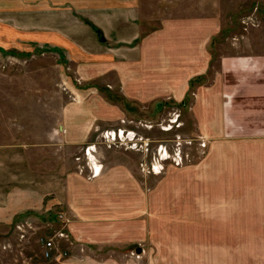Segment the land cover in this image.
<instances>
[{"label":"rangeland","instance_id":"rangeland-1","mask_svg":"<svg viewBox=\"0 0 264 264\" xmlns=\"http://www.w3.org/2000/svg\"><path fill=\"white\" fill-rule=\"evenodd\" d=\"M97 1L0 0V147L21 146L25 150L26 169L20 173V181L26 182L28 187L34 177L29 168L37 169L42 192H47L59 161L67 159H72L69 170L91 180L84 149L94 145V156L103 168L115 164V156L121 155L124 158L122 162L134 169L138 182L149 185L145 187L149 189V197L173 200L200 197L206 204L210 198L220 197L209 189L208 178L204 179L208 175L204 171L201 172V180L195 178L197 171L207 165L203 162L209 155V141L197 130L191 111L178 106L166 109L154 106L150 109L130 102L122 105L124 99L115 93L113 74L109 70L101 76L96 74L105 63L126 62L131 58L127 45L121 50L123 54L116 50L118 47L114 46V41L119 37L110 36L106 27L105 31L98 30V18L105 13L98 15V10L89 11ZM119 1L99 0L98 4L122 7L131 10L130 13L136 8L135 13L142 19L138 21L139 29L126 31L120 38L129 39L139 31L137 42L143 39L152 25L149 21L151 13L158 11L156 2L168 1L169 15L185 12L186 15H201L221 22L222 29L211 45L213 60L221 54L242 50L264 52V0ZM175 1H179L182 7L178 11H172L176 7ZM57 16L59 19L56 21ZM215 66L216 62L213 63ZM93 70H97L96 73ZM141 87L140 83L135 85L137 90ZM143 88V93H148L149 85ZM75 91H93L85 96L86 101L89 99L88 105L98 92L108 102L120 103L121 111L113 114L111 123L94 126L91 136L80 147L64 150L59 127L68 103L77 101ZM175 111L180 113V127L163 131L170 114ZM85 118L84 115L78 120L84 122ZM82 128L70 126L68 135L77 137ZM105 131L116 132L123 138L109 146L103 139ZM201 142H205L206 148L201 147ZM132 144L136 145L133 150L129 149ZM163 149L171 156L180 151L183 163L175 167L167 160L162 163V172L154 175L151 173L153 160H157ZM257 186L259 189L254 190L264 195V183ZM250 193L254 195L256 191ZM59 214L36 206L16 215L9 223L0 221V264H61L69 254V237L59 242V251L52 252L49 258L43 256L42 245L62 229ZM204 220L207 218H197L196 230L193 222L191 225L188 220L177 223L182 222L180 228L175 227L180 232L169 225L164 233L166 241L165 238L160 239L164 242L163 247L157 248L153 240L149 243L148 264H264V218L249 219L244 224L237 219L221 222L223 225L233 224L228 227L230 233L241 234L238 229L250 231L243 238L234 236L231 239L211 237L209 224L205 222L200 231ZM137 248H140V253L131 247L129 255L138 260L145 251Z\"/></svg>","mask_w":264,"mask_h":264},{"label":"crops","instance_id":"crops-1","mask_svg":"<svg viewBox=\"0 0 264 264\" xmlns=\"http://www.w3.org/2000/svg\"><path fill=\"white\" fill-rule=\"evenodd\" d=\"M98 3L99 0L89 10H98V15L105 13L98 18L96 27H106L110 36L119 37L114 41L116 50L123 54L121 50L127 45L131 58L105 63L93 72L101 76L109 70L113 74L115 93L124 99L122 105L130 102L150 109L178 106L191 111L197 130L209 141V155L203 162L207 165L197 171L195 178L201 180L204 171L209 189L220 197L210 198L208 204L200 197H149V189L145 188L149 185L138 182L134 169L122 162L121 155L115 156L117 162L102 167L91 180L69 170L72 159L59 161L48 193L42 192L39 170L29 168L34 177L28 187L19 179L26 169L25 150L4 145L0 147V221L9 223L16 215L36 206L67 217L71 247L61 264H148L152 240L157 248L163 247L160 239L165 238L169 225L179 231L182 222L177 223L188 220L196 230L197 218L201 217L207 220L201 222L200 231L204 222L208 223L211 237L231 239L249 235L250 231L238 228L241 234L230 233L228 227L233 224L221 222L237 219L244 224L249 219L264 218V195L254 190L259 189L258 183H264V52L242 50L221 54L213 60L211 45L222 29L221 22L185 12L169 15L168 1L156 2L158 11L151 13L152 25L143 39L137 42L139 31L123 39L120 37L124 32L139 29L138 21L142 19L135 13L136 8L130 13L122 7ZM175 3L172 11L182 8L179 1ZM137 83L141 90L135 88ZM147 85L149 91L143 93ZM91 92L75 91L76 103H68L65 108L59 127L64 150L80 147L91 136L94 126L111 123L113 114L121 111L120 103H110L98 92L88 105L85 96ZM77 114L85 115L84 122L78 120ZM76 125L83 128L77 137H70L69 127ZM84 156L87 162V155ZM253 191L256 194L251 195ZM176 226L179 228L175 229ZM131 247H141L145 255L138 260L131 257Z\"/></svg>","mask_w":264,"mask_h":264},{"label":"built area","instance_id":"built-area-1","mask_svg":"<svg viewBox=\"0 0 264 264\" xmlns=\"http://www.w3.org/2000/svg\"><path fill=\"white\" fill-rule=\"evenodd\" d=\"M255 11H256V8L254 9V12ZM179 114L180 113L177 111L170 114V118L168 119V124L166 127H163V131H170L173 127L175 128L180 127L181 123H179V117H180ZM115 134L116 132H113V131L104 132L103 139L106 142H108L109 146H110V143L115 142L117 139L122 140L123 137L122 136L120 137L119 135H117V139H116ZM129 147H130L129 149L133 150L134 148H136V145L132 144V146H129ZM201 147L206 148L205 142H201ZM89 149H92V146H89V147L87 146L84 149V153L87 154L89 152ZM167 160H170V163H172V165H174L175 167H178L182 165L183 163V158L180 154V151L174 152V154L171 156L167 154L166 150L163 149L160 151V155L158 156L157 160L156 159L153 160V164L151 166V173L154 175H159L162 172L163 167H164L162 163H164ZM94 174L95 173L90 174V178H94ZM59 222H60V226L62 227V229H60L57 232V234L53 236V238H49L42 242L43 249H44L43 256L45 258H49L52 252L59 251V247H58L59 242L67 239L68 237L67 232L65 231L68 220L62 215H59Z\"/></svg>","mask_w":264,"mask_h":264},{"label":"bare ground","instance_id":"bare-ground-1","mask_svg":"<svg viewBox=\"0 0 264 264\" xmlns=\"http://www.w3.org/2000/svg\"><path fill=\"white\" fill-rule=\"evenodd\" d=\"M130 132V131H129ZM116 135V139H117V133L115 134ZM123 136H124V134H123ZM130 136V135H129ZM92 146V149H89V152L86 154L87 155V158H88V160H87V164H88V167H89V169H90V174H93V173H95L94 174V177L95 176H97L99 173H100V170H101V168H102V165H97L98 163V161L96 160V157L94 156V154H93V152H95L96 151V147L94 146V145H91ZM162 153V152H161ZM90 154V155H89ZM90 156V158H89V156ZM95 165H97V167L98 168H96L95 167Z\"/></svg>","mask_w":264,"mask_h":264},{"label":"water","instance_id":"water-1","mask_svg":"<svg viewBox=\"0 0 264 264\" xmlns=\"http://www.w3.org/2000/svg\"><path fill=\"white\" fill-rule=\"evenodd\" d=\"M140 251H141L140 248L136 249V253H140Z\"/></svg>","mask_w":264,"mask_h":264}]
</instances>
